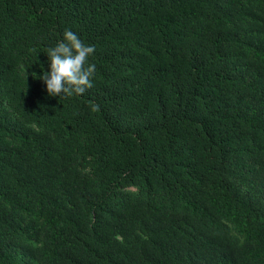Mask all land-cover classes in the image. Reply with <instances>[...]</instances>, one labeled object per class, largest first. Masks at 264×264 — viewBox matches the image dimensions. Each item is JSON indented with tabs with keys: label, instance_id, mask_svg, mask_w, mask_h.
I'll return each instance as SVG.
<instances>
[{
	"label": "trees",
	"instance_id": "trees-1",
	"mask_svg": "<svg viewBox=\"0 0 264 264\" xmlns=\"http://www.w3.org/2000/svg\"><path fill=\"white\" fill-rule=\"evenodd\" d=\"M0 264H264V0H0Z\"/></svg>",
	"mask_w": 264,
	"mask_h": 264
},
{
	"label": "clouds",
	"instance_id": "clouds-1",
	"mask_svg": "<svg viewBox=\"0 0 264 264\" xmlns=\"http://www.w3.org/2000/svg\"><path fill=\"white\" fill-rule=\"evenodd\" d=\"M94 51V46L86 45L76 33L65 30L62 39L47 49L49 70L33 77L44 83L49 96H82L93 87L96 65L89 63V57ZM92 110L98 111L99 106L93 104Z\"/></svg>",
	"mask_w": 264,
	"mask_h": 264
}]
</instances>
